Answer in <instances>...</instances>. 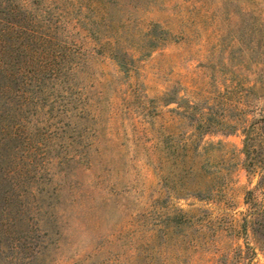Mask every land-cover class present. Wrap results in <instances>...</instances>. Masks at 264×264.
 <instances>
[{
  "label": "rangeland",
  "instance_id": "374dc122",
  "mask_svg": "<svg viewBox=\"0 0 264 264\" xmlns=\"http://www.w3.org/2000/svg\"><path fill=\"white\" fill-rule=\"evenodd\" d=\"M0 5V264H264V0Z\"/></svg>",
  "mask_w": 264,
  "mask_h": 264
},
{
  "label": "trees",
  "instance_id": "16d2710c",
  "mask_svg": "<svg viewBox=\"0 0 264 264\" xmlns=\"http://www.w3.org/2000/svg\"><path fill=\"white\" fill-rule=\"evenodd\" d=\"M2 6V5H0ZM6 14H10L11 10L7 9ZM11 19L8 18H1L0 17V56L2 55H10V52L13 51V44H14V37L18 35L20 38L24 39L29 31L26 30L25 27L22 25L16 24L10 21ZM11 63L10 62H1L0 60V73H4L6 78L11 77L12 70H11ZM6 92V87L0 86V95ZM2 113V112H1ZM7 117V116H4ZM7 129V126L0 127V132L3 133ZM4 142V139L0 138V145ZM12 171H6V177L11 174ZM1 173V172H0ZM3 176V173H2ZM5 176V175H4ZM7 180V179H6Z\"/></svg>",
  "mask_w": 264,
  "mask_h": 264
}]
</instances>
